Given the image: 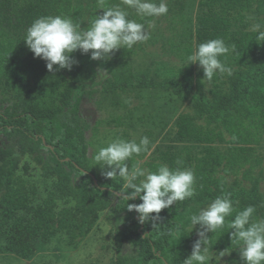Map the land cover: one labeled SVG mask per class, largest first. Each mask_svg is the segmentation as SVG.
Returning a JSON list of instances; mask_svg holds the SVG:
<instances>
[{
  "label": "trees",
  "instance_id": "1",
  "mask_svg": "<svg viewBox=\"0 0 264 264\" xmlns=\"http://www.w3.org/2000/svg\"><path fill=\"white\" fill-rule=\"evenodd\" d=\"M257 3L262 8L261 0H199L195 26L183 12L175 19L182 22L177 47L182 55H191L200 43L217 38L235 46L234 52L219 57L232 74L217 72L211 80L218 86L226 75V90L214 92L213 97L204 93L200 66L196 81L191 70H185L182 76L164 79H151L145 73L123 83L110 81L104 87L107 91L153 88L176 94L198 88L194 111L183 112L177 122V139L185 144L160 148L145 163L148 172L160 165L192 169L195 194L161 210V219L153 226L152 221L139 223L138 213L126 208L128 203L142 201L125 198L130 190L124 187V179H106L90 163L91 123L81 111L87 82L76 77L73 66L71 70L54 66L49 72L46 62L35 58L23 41L26 29L42 16L68 17L77 26L75 0H0V89L8 85L15 93V98L9 93L0 97V252L30 258L39 239L60 233H68L77 242L96 226L100 213L114 205L116 264H182L200 229L197 225L191 232L189 217L218 196L230 194L237 211L251 205L256 209L254 218L264 219V42L256 41L257 33L250 30ZM116 5L123 7L122 0H104L103 11ZM152 19L145 17L144 26ZM144 136L150 144L148 151L138 155L141 158L153 146L151 133ZM27 153L42 165L46 178H53L45 197L40 198L36 181L18 172L19 156ZM133 162H137L135 154L126 161ZM30 167L26 162L23 170L29 172ZM60 202L66 205L59 208ZM234 216L207 235L230 252L232 264H244L238 248L231 245L228 223Z\"/></svg>",
  "mask_w": 264,
  "mask_h": 264
},
{
  "label": "rangeland",
  "instance_id": "2",
  "mask_svg": "<svg viewBox=\"0 0 264 264\" xmlns=\"http://www.w3.org/2000/svg\"><path fill=\"white\" fill-rule=\"evenodd\" d=\"M154 2L158 4L160 0ZM261 2L262 8H259L258 3L255 4L251 15L253 23L261 24L264 30V0ZM75 3L77 30H87L91 20L97 15H103L104 0H75ZM165 3L168 6L167 14L153 17L150 25L145 27L149 38L138 42L132 49L114 50L110 54L111 58L106 60H93L80 50L71 54L72 59L77 61L73 64L76 77L87 82L81 111L91 123L88 132L90 163L100 172L102 170L95 164L93 157L100 148L107 147L116 139L140 141L145 133H151L152 148L146 156H137V162L127 163L130 170L139 166L148 171L146 161L153 159L160 148L174 149L185 144L177 139V122L183 112L194 111L193 97L198 91L197 87L182 94L153 88L116 91L104 88L110 81L123 83L145 73L151 79H164L173 75L182 76L181 71L191 70L194 81L197 80L200 72L198 63L188 64L189 55H182L177 50L182 22L177 23L175 19L183 12L194 20L195 26L199 0H165ZM122 8L128 12V19L144 24L145 17L138 16L135 9L125 5ZM227 87L226 75L218 80V86L207 79L201 85L202 91L210 97L214 96V92L224 91ZM10 89L8 85L0 89V97L9 93L8 96L15 98V93ZM19 158L18 172L36 181L40 198L45 197L54 185L53 178H46L42 165L38 164L33 154L27 153ZM26 162L31 166L29 172L23 170ZM261 184L264 186V180ZM65 205L60 202L59 208ZM116 214L114 205L102 211L96 226L77 242H72L68 233H60L47 240L39 239L30 258L12 252H0V264H116ZM209 240V247L214 252L224 251ZM229 258L230 253L222 257L221 264H232ZM210 264H215L214 260Z\"/></svg>",
  "mask_w": 264,
  "mask_h": 264
},
{
  "label": "clouds",
  "instance_id": "3",
  "mask_svg": "<svg viewBox=\"0 0 264 264\" xmlns=\"http://www.w3.org/2000/svg\"><path fill=\"white\" fill-rule=\"evenodd\" d=\"M127 8L135 9L141 17H159L167 14L168 6L165 0L157 4L154 0H122ZM103 15H97L90 21L87 30H77L71 18L64 16H42L35 19L26 29L24 42L35 58L46 62L49 72L59 69L71 70L73 64L71 54L80 50L82 54L91 51V59H110L114 50L132 49L138 42H144L149 37L145 26L135 20L128 19V12L120 5L107 7ZM154 26V25H153ZM257 33L256 41L264 42V30L259 23H253L250 29ZM235 46H228L223 39H212L200 43L195 51L187 57L188 64L198 63L204 73V79L211 81L217 74H232V69L226 67L219 57L234 52ZM187 64V65H188ZM149 138L143 136L139 143L135 140L116 139L102 147L94 155L96 165L101 168V175L106 179L117 176L126 182L124 187L127 200L139 198L142 203L127 204L129 211L138 213V222L160 220L161 210L169 208L174 202L192 198L195 194V175L192 169H170L167 165H160L155 172H148L136 166L129 169L128 161L134 154L148 151ZM182 161H177L181 164ZM139 182L136 181L138 178ZM254 206H247L237 211L233 207L230 194L218 196L198 213L189 217L191 232L199 225L198 239L192 245L191 254L182 264H221V259L229 254L226 249L219 253L210 249L209 232L215 233L225 226L226 218L235 213L234 219L228 223L231 229V245L239 251L240 260L244 264H264V219H255ZM155 213L156 215H152ZM177 235L179 231L177 230Z\"/></svg>",
  "mask_w": 264,
  "mask_h": 264
}]
</instances>
